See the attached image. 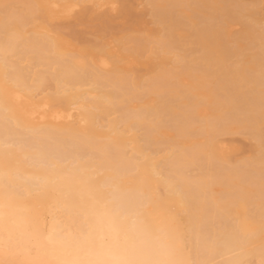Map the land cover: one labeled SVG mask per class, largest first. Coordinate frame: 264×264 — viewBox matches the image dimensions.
Returning a JSON list of instances; mask_svg holds the SVG:
<instances>
[{
  "label": "bare ground",
  "instance_id": "bare-ground-1",
  "mask_svg": "<svg viewBox=\"0 0 264 264\" xmlns=\"http://www.w3.org/2000/svg\"><path fill=\"white\" fill-rule=\"evenodd\" d=\"M126 1L0 0V264H264V0Z\"/></svg>",
  "mask_w": 264,
  "mask_h": 264
},
{
  "label": "rangeland",
  "instance_id": "rangeland-1",
  "mask_svg": "<svg viewBox=\"0 0 264 264\" xmlns=\"http://www.w3.org/2000/svg\"><path fill=\"white\" fill-rule=\"evenodd\" d=\"M244 1L248 4L253 2V0H244ZM257 1L263 2V0H257ZM126 6H128L126 7L127 9L125 8V10H128L126 11V13L128 14H125L123 16L125 20L123 18H120V19H123L122 21L119 19V16H115V15L114 16L111 15L112 18H109L110 14L108 15L103 14L98 17H92L91 15L88 14V15H84L85 18H80L77 15L73 17H65L64 15L58 12L56 14L58 18L56 22L57 24H60V26L70 31L73 35L80 38V40H84V41L90 40V37L94 33H99V32L101 33L102 32H113L116 34L119 33L117 35L126 34L128 32L127 29L135 24H138L137 21H140V20L142 22H145L144 24L145 25L147 24L148 27H151V18L147 15V12L144 11L145 8L142 9L143 7L141 5H140L141 6V9H140L139 3L136 2V0H127ZM259 10L262 11V13L264 14L263 4H262V7L259 8ZM109 20L111 21V23ZM240 143L242 147L244 148L247 147V144L244 143L243 141H240L239 144Z\"/></svg>",
  "mask_w": 264,
  "mask_h": 264
},
{
  "label": "clouds",
  "instance_id": "clouds-1",
  "mask_svg": "<svg viewBox=\"0 0 264 264\" xmlns=\"http://www.w3.org/2000/svg\"><path fill=\"white\" fill-rule=\"evenodd\" d=\"M102 259L97 264H130L128 254L134 250L136 241L122 238L118 233H111L104 238Z\"/></svg>",
  "mask_w": 264,
  "mask_h": 264
}]
</instances>
